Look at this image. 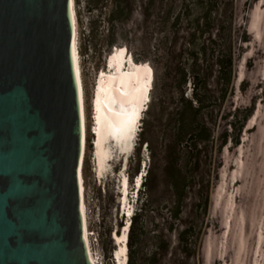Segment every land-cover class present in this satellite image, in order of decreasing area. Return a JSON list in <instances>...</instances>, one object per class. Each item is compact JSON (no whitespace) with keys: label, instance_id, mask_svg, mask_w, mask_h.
I'll return each mask as SVG.
<instances>
[{"label":"rangeland","instance_id":"rangeland-1","mask_svg":"<svg viewBox=\"0 0 264 264\" xmlns=\"http://www.w3.org/2000/svg\"><path fill=\"white\" fill-rule=\"evenodd\" d=\"M74 1L87 121L82 175L92 256L96 264H117L115 233H122L129 218V230L132 220L135 227L131 242L127 239L124 264H129L130 260L134 264H151L154 259L166 264L171 255L181 256L176 233L169 230L168 218L174 200L171 183L178 177L173 158L174 140L180 126V91L191 96L192 85L188 78L194 69L203 73V69L213 65L209 79L215 85L218 66L214 64L226 63L232 54L238 65L232 85L244 80L260 89L253 99L258 103L257 110L248 121L260 123L254 135L264 151V0H156V3L155 0H122L125 9L122 14L116 10V0ZM177 19L175 27L172 23ZM240 22L242 28L250 26L251 35L257 38L252 49L242 45L241 40L236 43L235 33ZM119 52L134 63L135 56L140 58L138 66H148L149 100L142 110L132 153L127 159L118 156L109 162L108 174L98 178L92 124L93 91L97 76ZM167 65L170 66L169 78ZM185 78L187 83H184ZM231 91L232 86L223 107L231 103ZM247 94L248 98L253 97ZM106 145L111 147L109 143ZM124 175L129 187L127 209L132 211L128 218L124 215L127 211L123 210L119 192ZM139 178L142 179L140 184ZM209 191L214 200L212 182ZM227 191L225 183L219 190L221 195H217V202L226 203ZM141 194L149 198L142 214L137 212L141 206V200L137 199ZM228 204L229 200L227 208ZM221 207V204L216 207L218 213ZM213 216L215 209L211 203L208 212L200 216L201 238L188 264H224L221 249L226 229L221 231L218 244L213 242L215 236L203 238L206 223Z\"/></svg>","mask_w":264,"mask_h":264},{"label":"water","instance_id":"water-1","mask_svg":"<svg viewBox=\"0 0 264 264\" xmlns=\"http://www.w3.org/2000/svg\"><path fill=\"white\" fill-rule=\"evenodd\" d=\"M73 0H0V264H96Z\"/></svg>","mask_w":264,"mask_h":264},{"label":"trees","instance_id":"trees-1","mask_svg":"<svg viewBox=\"0 0 264 264\" xmlns=\"http://www.w3.org/2000/svg\"><path fill=\"white\" fill-rule=\"evenodd\" d=\"M116 2L117 12L122 14L124 2ZM178 22L179 19L172 25L176 27ZM251 29L247 25L242 28L240 22L235 33L236 43L241 40L242 45L252 49L257 38L251 35ZM134 59L137 65H141L140 58L135 56ZM214 65L218 66L215 85L209 79L214 70L212 65L203 69V73L200 69L190 73L191 96L180 91V126L174 140L173 158L178 177L171 183L174 200L168 222L169 230L176 233L181 256L171 255L166 264H188L189 256L201 238L200 216L208 212L211 203L215 217L206 223L203 238L215 236L213 242L218 244L222 238L221 231L226 229L221 249L224 264H264V151L254 135L260 123L248 121V117L257 110L258 103L253 99L254 93L260 89L244 80L232 85L238 68L232 54L226 63L217 61ZM167 68L166 76L169 78L170 66ZM184 83H187V78ZM231 86V103L223 107ZM248 92L252 98L247 97ZM211 182L215 188L214 200L209 193ZM225 183L228 191L223 204L217 202V195H221L219 190ZM139 200L141 206L137 212L142 214L149 198L141 194ZM218 204L222 205L220 213L216 208ZM134 227L135 221L132 220L129 243ZM129 264L134 262L130 260ZM151 264L163 263L154 259Z\"/></svg>","mask_w":264,"mask_h":264},{"label":"bare ground","instance_id":"bare-ground-1","mask_svg":"<svg viewBox=\"0 0 264 264\" xmlns=\"http://www.w3.org/2000/svg\"><path fill=\"white\" fill-rule=\"evenodd\" d=\"M73 8L74 13L76 14L74 0ZM76 47L79 65L80 58L78 53L77 33ZM106 65L105 70L96 78L92 98V124L94 125L93 131L95 138V173L98 178H103L108 174L107 166L109 162L115 160L118 156L127 159L132 153V149L136 143L142 110L146 108L148 103L147 101L149 100L151 86V74L148 66L136 65L131 58H128L121 52L114 54ZM79 73L84 121V149L80 167L81 193L89 236L87 210L85 205V188L82 175L83 157L86 148L87 121L84 86L80 65ZM106 143H109L111 147L106 145ZM114 152H116V154H114ZM141 180V178L138 179V184L141 183ZM120 181L119 192L121 195V204L123 205V210L127 211V213L124 212V215L127 217L132 213L130 209H127L129 190L127 176L124 175L123 179ZM129 224L130 221L128 218L122 233H115L116 245H118L115 252V260L117 264H124L127 260ZM92 259L94 261L93 256Z\"/></svg>","mask_w":264,"mask_h":264}]
</instances>
